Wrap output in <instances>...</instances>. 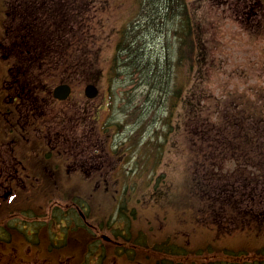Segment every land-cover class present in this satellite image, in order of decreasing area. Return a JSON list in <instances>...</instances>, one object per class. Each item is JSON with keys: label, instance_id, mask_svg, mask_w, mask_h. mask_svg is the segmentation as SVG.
Instances as JSON below:
<instances>
[{"label": "rangeland", "instance_id": "1", "mask_svg": "<svg viewBox=\"0 0 264 264\" xmlns=\"http://www.w3.org/2000/svg\"><path fill=\"white\" fill-rule=\"evenodd\" d=\"M242 1L176 2L178 9L197 10L204 20L215 61L209 70V81L205 85L197 83L195 87L201 95L213 93L208 103L214 109L220 103L216 96L227 91L244 93L242 103L247 109L253 104L264 107V16L257 9L252 20L240 16L238 10ZM75 2L83 7L89 3L94 11L89 12L93 16L91 23L95 38L102 45L103 77L97 80L100 93L93 99L88 98L85 85L93 81L76 82L80 79H77L78 73L75 76L66 70V77L75 76L74 93L68 101L56 102L52 91L56 84L63 82V68L56 69L57 65L52 64L47 71H39L48 83L44 86L46 91L39 93L35 101L44 102L46 97L52 96L48 107L41 103L40 113L51 110L50 114L55 111L59 114L49 126H44L45 133L48 139H61L60 130L68 136L72 134L68 137L73 138L69 146L77 149L84 142L91 145L99 141L95 130L101 120L109 117L111 131L103 135L100 158L90 159L108 161L107 167L109 163L116 164L115 170L98 172L96 178L92 171L86 175L68 172L62 165L70 160V155L40 152V148L44 147L45 151L48 148L38 139L44 142L46 139L31 132L30 138L19 142L13 154L23 164L32 165L26 178L32 186L19 188V201L12 207L0 209V242L4 243L0 245V264H264V230L261 233L251 229L233 232V224H230L226 232L220 233L201 223L198 213H194L201 209L200 201H207L198 193L195 179L199 170L193 167L201 157L197 159L199 153L192 149L194 145L186 125L187 111L181 102L178 108L168 103V99L173 98V78L178 74V80L183 83L186 76L185 69L176 65L180 58L176 48L181 13L177 11V16L171 13L175 19L171 14L167 16L174 24L169 23L162 36L143 41L148 49L163 53L159 74H164V81L156 86H162L164 97L158 103L153 101L155 93H159L154 91L158 87L153 84L144 88L148 76L143 73L144 79L141 74L137 75L141 67L131 64L124 69L121 62L113 65L111 61L119 30L142 14L141 0ZM3 7L4 0H0L2 44L7 43L3 37ZM75 15L78 16L74 22L79 24L86 19L85 11ZM77 27L74 25V29ZM14 67L15 60L0 46V162L4 156L8 157L5 151H13L12 145H4L8 141L3 136V123L6 118L14 117L13 113L8 115L9 105L5 104L18 92L14 88L18 79ZM109 70H112L111 79ZM134 76H139L135 83ZM140 83L141 89L137 88ZM140 100L144 102L135 104ZM81 107L89 109L85 116L90 121L89 131L84 130L86 120ZM12 108L17 113L29 109L26 104ZM64 122L75 127V131ZM108 153L114 155L112 159ZM38 173L46 174V178L38 180ZM22 175L26 177L25 173ZM0 182L10 184L7 179ZM262 198L261 194L256 210L264 209ZM13 223L22 228H14ZM24 225L30 228L27 230Z\"/></svg>", "mask_w": 264, "mask_h": 264}, {"label": "trees", "instance_id": "2", "mask_svg": "<svg viewBox=\"0 0 264 264\" xmlns=\"http://www.w3.org/2000/svg\"><path fill=\"white\" fill-rule=\"evenodd\" d=\"M177 1L186 3L188 0H141L142 14L118 32L112 64L121 62L124 69L131 64L141 67L137 75L148 76L144 88L155 84L158 89L154 91L163 92L162 86H156L164 81V74H159L163 53L148 49L143 41L160 36L162 24L170 20L167 18L169 14L177 16L178 12L181 13L178 29L180 58L176 65L185 69L186 76L183 83L178 80V74L173 78V98L172 101L168 99V103L175 108L181 102L187 111L186 125L194 145L192 149L199 153L197 159L201 157L193 166L199 170L198 176H194H197L195 181L200 197L207 201H200L198 218L220 233L226 232L230 224H233V232L251 229L261 233L264 230V209L256 210V206L261 194L264 201V121H261L264 120V107L253 104L247 109L242 103L244 93L227 91L216 96L220 103L214 109L208 103L213 99V93L201 95L198 92L197 83L205 85L210 79L209 70L215 61L212 60L213 48L198 11L180 10ZM85 5L83 7L75 0H12L6 35L12 42L8 46L9 52L16 57L18 65L14 69L30 65L31 70L37 65L49 67L56 64V69L63 68L61 78H67L64 74L69 70L80 72L87 79H99L103 68L102 45L97 42L91 23L94 11L89 3ZM241 6H246L245 10L240 9L247 16L253 17L256 9L264 16V0H248L247 5L243 1ZM83 11L86 19L81 24L74 22L78 16L75 14ZM175 15L170 17L175 19ZM144 17H148V22H144ZM74 25L78 27L74 29ZM127 47L132 54L128 59L123 58ZM199 69L198 76H195ZM139 76H134L133 83ZM162 102L166 105L164 100ZM258 150L263 151L261 161Z\"/></svg>", "mask_w": 264, "mask_h": 264}, {"label": "flooded vegetation", "instance_id": "3", "mask_svg": "<svg viewBox=\"0 0 264 264\" xmlns=\"http://www.w3.org/2000/svg\"><path fill=\"white\" fill-rule=\"evenodd\" d=\"M10 89L13 90L14 88L11 87ZM15 90L17 91V89ZM15 93L16 94L13 97V99H11L10 101L7 98L9 101L5 103L6 105H9L7 108L8 115L13 113L12 115L14 117H12L11 119L6 118V120L3 123V126L5 127V129L3 130V136H5L6 140L8 141L5 142L4 145H6V143H9V145L13 146V151L10 152L5 151L8 157L4 156V159L2 158L0 162V172H2L1 173L2 179H7L10 182L9 185L7 184L4 185V183L0 182V196H2L1 189L4 188H9L8 191H6L5 193L6 196L13 193V188L30 189L32 186L31 183H30L31 186L28 185L29 182L26 180V178L29 175V172L32 171V165L28 163L23 164V162L19 160L16 154L15 155L13 154V152L18 150L19 148L18 146L19 144H21L19 142H21L24 139L30 138L29 135L31 134V132H36L37 134H40L42 137L46 139L45 142L43 141L44 139H38L40 142L46 143L47 144L46 146L48 148L46 151L44 147L40 148L39 149L40 152H45L46 154H48V152L52 151L53 154L57 156L58 153L62 155H70L69 156L70 160L62 165L65 169H68L67 170L68 172H74V173L76 172L83 175H86L88 171H92L93 172L92 174H96V175L98 172H111V170L114 168V165L112 163H109L107 167L108 161L103 162L100 160L94 162V159L96 158L90 159L93 156H98L100 158L101 155L100 151H102L100 143L102 140L98 139L99 141L92 143L91 145L85 142L84 145H81L80 147L82 149L76 151L75 149H72L71 146H69L70 142L68 139H65L62 143L58 142L59 140H61L58 137L48 139V136L46 134L47 132L45 133L47 128L44 129V126H46L48 123H50L53 120L51 114L49 112L38 114L37 111L33 113L30 112L27 115H25L24 112L17 113L16 111H14L12 106L23 104V95L18 92ZM47 126H49V124ZM0 132L2 131L0 130ZM97 143H99V145H97ZM30 148L32 149L31 146ZM109 159H112V157L109 156ZM9 170H13V171L9 172ZM22 173H25L26 177L22 175ZM80 174L79 177L81 178ZM37 175L39 176L38 180H43L46 178V174L44 173L42 174L38 173ZM52 188L58 189L56 187H52Z\"/></svg>", "mask_w": 264, "mask_h": 264}, {"label": "bare ground", "instance_id": "4", "mask_svg": "<svg viewBox=\"0 0 264 264\" xmlns=\"http://www.w3.org/2000/svg\"><path fill=\"white\" fill-rule=\"evenodd\" d=\"M8 10H10V9H8ZM144 22H148V17H144ZM169 23H171V24H174L171 20H169V21H165L163 24H162V30L160 31V36H162L163 35V33L164 32H166V30L168 29V24ZM145 26L147 27V23H145ZM178 45H179V42H178ZM131 46V45H130ZM176 50L178 51V46H177V48H176ZM124 53H123V58H129L132 54H131V50H130V47H127L126 49H125V51H123ZM130 55V56H129ZM176 63V62H175ZM177 63H178V59H177ZM176 63V64H177ZM30 68H32V66H21L20 67V69L21 70H19L18 71V74L19 75H26V74H28V70L30 69ZM141 87H142V84H140L139 85V87H137V88H140L141 89ZM162 97H164V91L163 92H159L157 95H156V97L153 99V101H158V103H160V101H161V98ZM141 102H144V100H140ZM162 103V102H161ZM162 105H163V103H162ZM141 107H142V109H143V107H144V104L142 103V105H141ZM150 125H151V122H150ZM65 133L66 132H64V131H61V135H62V139L61 140H59L58 142H60V143H62L65 139H66V137H65ZM71 148L73 149V146H71ZM27 212V211H26ZM13 226H14V228H16V229H18V228H22L21 226H18V227H16V225L13 223ZM24 228H27V230L30 228V227H28V225H24ZM32 230H33V227L31 228ZM5 231L7 230L6 228L4 229ZM7 233L9 232L8 230L6 231Z\"/></svg>", "mask_w": 264, "mask_h": 264}, {"label": "water", "instance_id": "5", "mask_svg": "<svg viewBox=\"0 0 264 264\" xmlns=\"http://www.w3.org/2000/svg\"><path fill=\"white\" fill-rule=\"evenodd\" d=\"M71 89L69 85H60L55 90V96L60 99H65L70 94ZM86 93L89 97H94L98 94V89L94 84H89L86 88Z\"/></svg>", "mask_w": 264, "mask_h": 264}]
</instances>
